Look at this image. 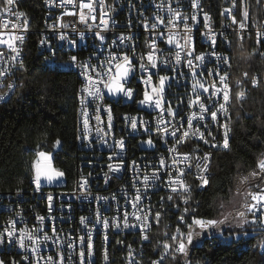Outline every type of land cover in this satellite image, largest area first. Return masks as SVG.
<instances>
[{
	"label": "built area",
	"instance_id": "obj_1",
	"mask_svg": "<svg viewBox=\"0 0 264 264\" xmlns=\"http://www.w3.org/2000/svg\"><path fill=\"white\" fill-rule=\"evenodd\" d=\"M79 2L80 0H75V6L66 5L65 8L60 7V0H53L49 3V0H43L42 4V17L41 22L35 29H30L23 32L25 36L24 42L18 44L20 49V59L24 61L25 55V45L28 41L29 34L31 32L36 33L37 38L35 42V50L40 56L41 63H54V64H65L69 56L74 55L72 53V48L66 45L61 50L60 45L63 44L59 41L57 37L62 29L57 27L53 30L50 26L53 24L59 25L58 18H61L64 23H75L76 27L81 31L85 30V25L80 23L78 20L79 13ZM87 2V0H85ZM19 3V0H18ZM107 6V11L110 15H117V22L114 23V27L111 28V39L108 40L103 45L104 49H107L112 41L117 39L121 33L125 35L131 34L135 44V53L137 57L148 51L146 47L148 43L151 42L150 32L146 31L143 27L145 20L149 23L154 22L155 15H162L165 19L168 18L169 13L167 12V7L170 5L173 9L179 11L182 16L191 17L196 14L198 17V23L196 25H191V20L189 19V24L192 26V39L194 42L195 53L197 55L201 53L207 54V58L204 62L202 69H197V77L201 82L205 84L206 87L210 86L213 81L216 86H220L219 78H210L207 75L208 69H214L216 67V60L211 56L213 51V46L210 40L204 35L206 32L204 13L206 12L209 17V25L211 29L217 34V42L215 45V52L219 55H227L231 58V51L234 42L241 43L243 40L247 42L251 48L256 49L260 54L264 53V43H256V32L257 29L264 30V0H236V7L232 13L239 22L242 18V11L247 8L250 17L248 28L241 32L237 25L231 23V18H225L221 13L224 9L231 8L233 5V0H199L200 9L197 11L192 8V0H107L104 2ZM163 4L164 9H158L157 5ZM3 2L0 0V8H3ZM114 9V10H113ZM75 11L77 13L76 17L63 16L62 13L65 11ZM23 12L18 4L13 6V12ZM99 5L97 4L96 15L97 21L99 20ZM10 19L11 23H20L23 25V19L17 21L15 17H7L6 14L0 12V21ZM11 23L8 29L3 27V23L0 22V32H3L5 38L11 33ZM89 23H92L89 20ZM131 25V27H129ZM179 27L182 29L183 24L181 23ZM163 26H161V30ZM69 34L79 41V37L71 32V29L67 30ZM86 39L79 42V45L84 46V53L79 56L80 60L87 59L89 53L93 50V47H99V45L89 46L91 42V34L86 32ZM47 38V40L52 45V50L55 51V56L52 55V50H49L47 46H42L40 41ZM133 42H130V45ZM158 47L162 50L161 59H170V63L165 66L161 63L159 69L156 70V75L153 77L154 83L158 85V79L161 75H166L171 77V83H166V88L164 92V106L165 109L168 105H171L174 109L179 110V115L175 118L176 123L182 122L184 127L187 128V115L193 109L189 108V100L193 99V93L189 90L188 83L175 85L173 84V78L182 79V77L189 78L191 76V70L184 66V63L177 65L176 72L172 71L171 65L175 63V53L176 48L174 46H168L161 41H157ZM129 55L132 54V47H128ZM0 51L9 54V50L6 46L0 45ZM183 55V54H182ZM47 58V59H46ZM93 63H96L94 60ZM3 66V61H0V67ZM137 72L135 78L131 79V82L127 85L128 87L137 90V95L135 100L132 101H122L116 104L113 108V115L115 117L113 124V131L107 132V115L102 114L103 123L100 125L103 132L97 133V122L94 119L95 105L89 108L90 112V133L89 141L83 139H78L77 137L83 132V116L81 112L80 97L77 95L83 79L79 75L77 70L78 85L75 90V101H76V125H75V156L76 165L75 171H80V180H73L71 187L63 186L58 180L52 183H47L46 185H40L39 190H37L36 185L32 182V176L29 181V187L27 189L16 188L13 190H0V232H3L5 228L11 230V226L8 224L9 220L15 219L17 232L21 228H27L32 230L34 228H41L42 231L38 233L43 235L45 232L50 236L54 237L50 239L45 245L40 248L39 255L43 257L40 264H44V260L48 256H53L54 259L58 261L59 257L57 253H63L64 264H81L80 261V251L81 247L85 249L84 264H128V246L131 245L134 261H139L140 264H146V260L149 258H159L163 252L162 243L166 239V236H156L154 235V228L157 224L153 222L151 231L149 232L150 240L142 241L140 238V232L135 228L125 229L122 226L123 214L127 211L129 215V222H134L135 218L131 216L134 211L130 201L135 197L136 190L133 188V184L143 192L145 189L141 182V179H136V177H143L144 174H151L155 167H159L160 158L163 156L167 163H171V157L176 156L178 159L182 158L179 156L181 153H191L193 157L199 156L203 157L204 153H210V164L212 161V156L215 151L225 150L222 146V141L224 138L223 128L218 127V125L213 122L210 118L206 121L209 126V130L212 132V137H208L206 134V139L208 143L203 140H198L195 137L188 138L182 145H178V151L172 153L168 152V149L175 144V141L171 136L166 137L167 143L160 139V136L156 132V122L155 119L159 115V110H154L152 108H144L138 104V101L142 99L144 85L140 82L141 73L138 70V61L136 62ZM22 68L19 65H13L12 71L6 74V77H0V93L7 92L8 94L4 99L0 100V104L6 102L15 92V89L19 85V78L17 75L18 70ZM203 72V76L199 73ZM221 74L224 72L229 73L228 83L230 85V75H231V59L230 66H224L221 64L220 68ZM248 72V76L244 77L243 73ZM182 73V75H181ZM255 76L259 82L262 79V75L259 73H251L249 71H243L242 74L235 81L234 87L237 93L243 91L246 97L247 92L253 86L251 83L252 77ZM237 81L240 83L237 84ZM12 83L14 85V91L9 90L7 85ZM231 89V85H230ZM231 101L228 105L229 114L232 118V90L230 91ZM201 99L206 105L211 102L208 100L206 95H202ZM223 102L222 98L219 101ZM110 103L108 99L105 100V104ZM218 107V105H217ZM194 110L199 112L198 107H194ZM211 110H215L212 108ZM136 115L143 118L144 121L149 122V127L146 130L140 127L138 131H133L130 128V122L126 124L123 119L124 114ZM183 117V121H181ZM165 121L171 118L167 115L165 111L164 115ZM220 124L225 123L223 116L220 117ZM203 123V122H202ZM233 131V125H231ZM203 131V129H201ZM107 141L105 144L101 140ZM214 137V138H213ZM232 137V132L230 134V140ZM124 138L125 148L120 150L114 146L115 140H120ZM151 138L153 143L148 145L146 141ZM179 135L177 136V139ZM219 145L218 147H211L210 145ZM230 145V142H229ZM58 145L54 144V148L51 151L52 156L58 150ZM118 153L119 159L115 158V154ZM113 156V159H109ZM133 162H135L136 167H133ZM121 164V168L118 171H111L109 165ZM180 167H184L180 165ZM59 169V168H58ZM60 170V169H59ZM61 171V170H60ZM186 171V176L184 177L186 182L190 185L191 200L188 205H185L179 196H174V200L179 203V210L174 207L171 203L165 202L163 209H161V197L166 198L170 195V191L166 189L163 184H159L148 190L147 197L143 201V208L147 209L149 205L152 208V216L155 218V212L161 211V220H165L166 223V233L170 234L175 230L177 225V218L182 214L184 207H188L192 215L196 216V210L198 209L200 200L195 193L200 192L203 188L200 187V180L197 178L198 173L195 167V161L193 160L191 171ZM210 168L208 170V178L210 176ZM33 175V174H32ZM87 180L85 185V191H81L80 182L81 178ZM167 179V172L164 173L162 178ZM19 190V191H18ZM49 195L52 196V210L49 211ZM99 198V199H98ZM166 210V211H165ZM97 212H99V222L97 217ZM43 217L42 221L38 220L37 217ZM81 217H86L87 221L85 224H81ZM114 218L121 222V227H109L104 228L103 221L108 219L112 221ZM187 219L190 221L191 216ZM252 219V217H251ZM256 233L259 235H264V222L260 221V214H257V222H251ZM53 228H55V234L53 233ZM91 230V238L93 241V251L92 255H87V237L88 231ZM186 232L187 229L185 228ZM107 236V240L105 239ZM80 237H84L83 245L80 242ZM201 240L199 238L198 242ZM157 241L158 242V255L149 256L148 242ZM224 242V240H222ZM169 242L170 239H169ZM73 243L72 248H68V244ZM191 247L189 249L188 255H180L169 253L163 260V264H172L174 258L180 255L179 262L177 264H203L200 261L194 262L189 258L191 252ZM105 250H107L108 259L105 260ZM25 256H29L34 262L35 257L31 256L27 248H20L17 243H9L5 240L4 243H0V260L4 261V264H12L13 261L16 264H28L24 260ZM71 257V259H69Z\"/></svg>",
	"mask_w": 264,
	"mask_h": 264
},
{
	"label": "snow or ice",
	"instance_id": "obj_2",
	"mask_svg": "<svg viewBox=\"0 0 264 264\" xmlns=\"http://www.w3.org/2000/svg\"><path fill=\"white\" fill-rule=\"evenodd\" d=\"M4 7L0 8V12L6 14L7 17H15L17 21L23 19V25L20 23H11L10 19L0 21L3 23V27L8 29L9 24L11 23V33L5 35L3 32H0V45H4L9 50V54H6L3 51H0V61H3V66L0 67V77H6V74L12 71L13 65H19L23 67V60L20 59V49L18 44L24 42L25 36L23 32L28 30L29 24L24 12H13V6L18 4V0H2ZM53 0H49V3H52ZM259 3V0H257ZM243 3V0H241ZM97 4L99 5L100 13L99 20L97 21L96 8ZM66 5L75 6V0H60V7L65 8ZM158 9L163 10L164 5H157ZM236 7V0H233V5L231 8L224 9L221 13L225 18H231V23L233 25L238 24V28L241 32L248 28L250 13L247 8L242 11V18L238 22L236 17L232 15ZM192 8L199 11L200 3L199 0H192ZM114 10V9H113ZM167 12L169 16L167 19L162 15H155L154 22L149 23L147 19L145 20L143 27L146 31L150 32L151 42L146 45L149 49L145 53L140 54L138 57L135 53V44L131 34L121 35L112 41V44L108 46L107 49L103 48V45L107 42L106 33L109 31L110 26V13L107 11V6L104 3V0H80L79 2V13L78 20L80 23L85 25V30L81 31L76 27L75 23H64L61 18H58L59 25L53 24L50 27L53 30H56L57 27L62 29L60 31L57 39L62 41L63 44L60 45L61 50L66 45L69 48H76L77 53L69 56L67 61L63 63L67 64L70 68L78 70L79 75L83 79V83L77 93L80 97L81 112L83 116V132L79 135L78 139H83L89 141L90 133V112L89 108L95 105V117L94 119L97 122V133L104 131L100 127L103 123L102 114L106 113L107 115V135L108 132L113 131L114 124V115L113 108L116 104L121 103L122 101H132L135 100L137 95V90L127 85L131 82V79L135 78L137 72L136 62L138 61V70L141 73L139 79L140 82L145 86L143 90L142 99L138 101V104L142 109L152 108L154 110H159V115L154 118L156 122V132L160 136V139L167 143L166 137L171 136L175 141V144L168 149L169 154L171 155L174 152L178 151L177 146L182 145L185 140L188 138L195 137L198 140H203L205 143H208L206 139V134L208 137H212V132L209 130V126L206 121L210 118L215 122L218 127L223 128L224 138L222 141V146L227 149L230 142V134L232 132V120L229 114L228 105L230 104V85L227 82L229 73L224 72L221 74L220 68L221 64L224 66H230V57L227 55H219L215 52V45L217 42V34L211 29L208 21V14L204 13L205 29L206 32L204 35L210 40L213 51L211 56L216 60V67L214 69H208L207 75L210 78H219L220 86H216L215 82L206 87L203 82L196 80L192 85L193 99L189 100V108L193 109L189 115H187V128L184 127L182 122L176 123L175 118L179 115V110L174 109L171 105L165 109L164 106V92L166 88V82L170 77L166 75L159 76L158 85L154 83L153 77L156 75V70L159 69L161 63L167 66L170 63V59H161L162 50L158 47L157 41H161L168 46H174L176 48L175 53V63L171 65L172 71L175 73L177 65H180L183 61L184 66L191 70L192 77L195 79L198 75L197 69H202L204 62L207 58V54L201 53L197 55L195 53L194 42L192 39V26L189 24V19L191 20V25H196L198 23V17L196 14H193L190 18L187 16H182V14L173 9L170 5L167 7ZM63 16L76 17L77 13L75 11L65 10L62 13ZM89 20L92 23H89ZM183 24V28L179 27L180 24ZM161 26L163 29L161 30ZM131 27V25H129ZM68 29H71L72 33H75L79 37V41L73 38ZM86 32L91 34L90 47L93 45H99V47H93V50L89 53L87 59L80 60V50L79 42L85 40ZM130 42H133L130 45ZM256 43H264V30L257 29L256 32ZM42 46H47L49 50H52L51 43L47 38L40 41ZM132 47V54L129 55L128 47ZM161 54V55H158ZM183 54V55H182ZM52 55L55 56V51L52 50ZM264 55V53H262ZM47 59V58H46ZM96 63H93V61ZM53 70V69H49ZM182 75V73H181ZM200 76H203V72L199 73ZM244 77L248 76V72L243 73ZM175 78V77H172ZM2 83V81H0ZM240 82L237 81V84ZM253 86H256L258 83L257 77L253 76L251 79ZM9 90L14 91V85L9 83L7 85ZM202 90V91H201ZM8 93H0V100L4 99ZM202 95H206L208 100L211 102L209 105H206L201 99ZM244 92L241 91L236 94V100L238 103H242L244 99ZM223 100L222 103L219 101ZM108 99L110 103L105 104V100ZM218 105V107H217ZM194 107L199 108V112L194 110ZM215 108V110H211ZM165 111L167 115L171 118L168 121H165L164 115ZM223 116L225 123L220 124V117ZM240 118V113H237V119ZM123 119L126 124L130 122V128L133 131H138L140 127L145 128L146 130L149 127V122L144 121L142 117L136 115L124 114ZM181 117V121H183ZM203 122V123H202ZM203 129V131L201 130ZM179 138L177 139V136ZM101 140L107 144L106 140H103V136L100 137ZM214 138V137H213ZM90 142V141H89ZM56 145H59L61 141L56 140ZM146 143L152 145L153 141L149 138ZM114 146L120 150L125 148V140L121 138L120 140L114 141ZM211 147H218L219 145H210ZM182 158H177L176 156L171 157V163H167L165 158L162 156L160 158L159 167H155L151 174H144L143 177H136V179H141V182L144 187V191L141 192L135 184L133 188L136 190L135 197L130 201L133 212L131 216L135 218L134 222H129V213L127 211L123 214L122 226L125 229L135 228L140 232V238L142 241L150 240L149 232L155 224H159L162 216L161 211L155 212V218H153L151 212V205L147 209L143 208V201L147 197L148 190L156 187L159 184L170 191V195L167 196L166 201L164 197H161V209L165 202L171 203L174 207L179 210V203L174 200V196H179L180 200L188 205L191 200V187L186 182L185 176L186 171H191L193 160L195 161V167L197 169L198 176L200 180V187L204 188L209 185L208 179V170L211 167L210 164V153H204L203 157L195 156L191 153H181L179 154ZM115 158L119 159L118 153L115 154ZM109 159H113V156H110ZM43 160V164L41 163ZM183 165L184 167H180ZM32 182L36 185L37 190H39L41 185V180L46 181L47 183H52L57 178L63 177L64 173L58 169H55L51 165V155L47 152H39L38 159L32 163ZM133 167L135 168V162H133ZM121 168V164H110L109 169L111 171H118ZM167 172V179L163 180L164 173ZM253 180H264V153H261L260 157L256 161L255 168L248 173L246 176H240L238 178L239 186L237 187L236 195L242 197V202L239 205V210H236L235 213H222L220 218H205L197 217L192 215L189 208L186 206L183 209L182 214L177 218V225L175 230L170 234L165 233L166 239L162 243L163 252L160 257L156 260H152L151 264H163L164 258L171 252L174 254L188 255L189 249L191 246H194V243L199 240L205 232L215 231L219 234L220 238L227 239L223 237L222 226L226 224H233L236 228H241L245 224L249 223L248 214H251V222H257V214H260V221L264 222V184L256 183L253 184ZM87 180L81 178L80 189L85 191V185ZM245 186L247 190H242ZM255 189V190H253ZM19 191V190H18ZM52 196L49 195V211L52 210ZM99 199V198H98ZM225 205L221 204V208ZM166 211V210H165ZM188 216H191V220L187 219ZM98 222H99V212H97ZM38 220L42 221L43 217H37ZM87 221L86 217H81V224H85ZM8 224L11 226V230L5 228L3 232H0V243H4L7 240L9 243H17L20 248H27L31 256L35 257V262L29 257L25 256L24 260L28 264H40V261L44 259L39 255L40 248L42 245H45L50 239L46 232L41 236L38 233L42 231L41 228H34L32 230L21 228L18 230L15 227V219L9 220ZM103 225L105 229L109 227H121V222L114 218L112 221L104 219ZM187 229L185 232L184 229ZM53 233L55 234V228H53ZM238 235V233L236 234ZM84 237H80V242L83 245ZM107 240V236H105ZM169 239L171 242H169ZM264 245V241L261 242ZM68 248L73 247V243H69ZM128 264H140L139 261H134V254L131 245L128 246ZM93 251V241L91 238V230L88 231L87 237V255L91 256ZM59 259L58 261L54 259L53 256H48L44 260V264H64L63 253H57ZM85 249L81 247L80 251V261L81 264H84ZM71 259V257H69ZM107 250H105V260H107ZM0 264H4L3 260H0ZM12 264H16L15 261Z\"/></svg>",
	"mask_w": 264,
	"mask_h": 264
},
{
	"label": "trees",
	"instance_id": "obj_3",
	"mask_svg": "<svg viewBox=\"0 0 264 264\" xmlns=\"http://www.w3.org/2000/svg\"><path fill=\"white\" fill-rule=\"evenodd\" d=\"M43 0H19L29 28L40 25ZM37 35L29 34L23 67L17 72L19 85L14 94L0 104V190L27 189L33 174L32 163L38 152L50 153L57 139L61 141L52 156V164L64 173L63 186L71 187L80 175L75 171V90L77 75L54 63H41L35 50ZM53 69V70H49ZM243 71L259 73L262 79L252 87L242 103L236 100L234 84ZM230 85L232 90L233 131L230 145L212 156L209 185L195 193L200 200L197 217L215 218L220 203L237 191L238 178L246 176L264 153V55L243 40L234 42L231 51ZM240 118L237 119V113ZM264 180H253L262 184ZM245 186L242 190H246ZM247 225L245 229L251 227ZM166 230L165 220L154 228V235ZM235 230L224 228L225 235ZM264 235L239 237L227 242L206 235L192 247L189 258L203 264H264ZM149 256L158 255V243L148 242ZM176 256L172 264L179 262ZM152 258L146 260V264Z\"/></svg>",
	"mask_w": 264,
	"mask_h": 264
},
{
	"label": "rangeland",
	"instance_id": "obj_4",
	"mask_svg": "<svg viewBox=\"0 0 264 264\" xmlns=\"http://www.w3.org/2000/svg\"><path fill=\"white\" fill-rule=\"evenodd\" d=\"M170 77V76H168ZM200 80L198 77H196L195 79L192 77V74L189 78L187 77H182V79H178V78H173V84L175 85H179V84H186L188 83L189 85V90L190 92H192V85L193 83H195L196 80ZM167 84H170L171 83V77L170 79L166 82ZM202 91V90H201ZM39 153V152H38ZM38 153H37V157L35 160L38 159ZM50 155H51V165L53 168L55 169H58L56 168L53 164H52V154L50 152ZM41 163L43 164V160H41ZM59 170V169H58ZM56 180H58L60 183H63L64 182V176L63 177H60V178H57ZM47 182L46 181H43L41 180V185H46ZM264 184V181L263 183ZM247 190V189H246ZM255 190V189H253ZM242 197L240 196H237L236 195V192L232 193L229 195V197L225 200H223L221 203H220V212L218 213L217 216H215V218H220L221 217V214L222 213H235L236 210H239V205L240 203L242 202ZM221 204H224L225 206L223 208H221ZM248 220H249V223L245 224L244 226H242L241 228H236L233 224H226L224 226H222V232H223V229L224 228H230V229H234L235 231L233 232V234H229V235H225L223 233V237L227 238V239H224V238H220L219 234L216 233L215 231H212V232H205L202 234V236L200 238H203L204 236L206 235H212L214 236L215 238H218L219 240H226L227 242L231 241L232 239H238L239 237L243 236V237H250V236H254L255 235V229L253 228V226L251 227H248L247 229H245V227L247 225H250L251 224V217H248ZM238 233V235H236ZM160 234H164L163 232H161ZM198 244V241H196L194 243V246ZM193 246H191L192 248Z\"/></svg>",
	"mask_w": 264,
	"mask_h": 264
},
{
	"label": "bare ground",
	"instance_id": "obj_5",
	"mask_svg": "<svg viewBox=\"0 0 264 264\" xmlns=\"http://www.w3.org/2000/svg\"><path fill=\"white\" fill-rule=\"evenodd\" d=\"M104 2H107V0H104ZM110 26L109 27H114V23L117 22V15H110ZM106 37H107V42L108 40L111 39V28H109V31L106 33ZM79 50H80V54L81 53H84V46L83 45H79ZM72 53L76 54L77 53V49L76 48H72ZM59 66H63V67H66L68 68L71 72H73L75 75H77V69H74V68H70L67 64H57ZM75 180H80V175L77 176V178ZM166 224V223H165ZM163 235H165L166 233V230L165 228H163ZM157 242V241H156ZM158 243V242H157ZM157 258H152L150 259L149 261V264H151V261L152 260H156Z\"/></svg>",
	"mask_w": 264,
	"mask_h": 264
},
{
	"label": "water",
	"instance_id": "obj_6",
	"mask_svg": "<svg viewBox=\"0 0 264 264\" xmlns=\"http://www.w3.org/2000/svg\"><path fill=\"white\" fill-rule=\"evenodd\" d=\"M248 217H251V214H248Z\"/></svg>",
	"mask_w": 264,
	"mask_h": 264
}]
</instances>
